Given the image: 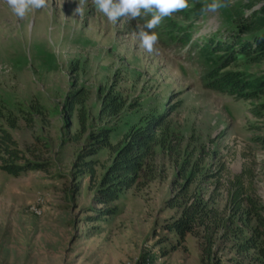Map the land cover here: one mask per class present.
<instances>
[{
	"label": "rangeland",
	"instance_id": "374dc122",
	"mask_svg": "<svg viewBox=\"0 0 264 264\" xmlns=\"http://www.w3.org/2000/svg\"><path fill=\"white\" fill-rule=\"evenodd\" d=\"M206 2L189 0L187 10L165 18L150 54L136 36L143 19L109 22L92 0L82 15L75 11L79 0H48L47 8L24 20L0 0V123L26 158L46 165L17 178L0 170V264H264L257 251L235 254L233 238L218 240L209 262L199 238L179 242L161 230L179 214L165 203L178 192V170L189 156L199 172L191 191L211 198L221 216L229 214L235 178L264 206V98L245 101L204 87L208 72L229 73L226 78L238 82L260 79L264 61L230 57L220 67L209 59L211 43L237 34L230 8L246 0L202 13ZM105 92L124 105L115 120L99 118ZM79 93L83 106L69 113V99ZM79 109L87 115L84 134ZM153 116L165 117L172 152L157 148L154 173L109 205L113 215L99 216L93 188L114 154L103 149L92 158L94 180L80 174L75 163L87 136L112 127L110 143L119 146L132 126ZM9 119L17 122L15 129Z\"/></svg>",
	"mask_w": 264,
	"mask_h": 264
},
{
	"label": "trees",
	"instance_id": "16d2710c",
	"mask_svg": "<svg viewBox=\"0 0 264 264\" xmlns=\"http://www.w3.org/2000/svg\"><path fill=\"white\" fill-rule=\"evenodd\" d=\"M257 3H261V7L252 11ZM230 10L237 34L211 43L214 54L210 55L209 59L218 60L220 67L230 57H245L250 63L264 61V0H246L245 4L231 6ZM245 10H251V14L245 16ZM194 12L196 15L199 14L198 9ZM163 24L164 22L160 25ZM191 49L196 53L202 51L195 43H192ZM222 52H225L223 56H217ZM227 76L229 73L213 75L208 72L204 78V87L245 101L264 98V76L247 83L226 78ZM222 78H226L223 85L218 82ZM77 106H83L82 93L72 95L69 99V113L75 111ZM260 108L264 111V104ZM123 109L124 105L120 98L105 92L99 118L115 120ZM251 112L255 117L259 116L256 110ZM77 120L80 132L84 134L87 124L84 110H78ZM8 121L11 129L17 127L15 120ZM164 121V116H153L144 124L132 126L123 136L122 144L119 146H112L110 143L112 127L99 128L89 133L86 146L75 163V168L80 170V174L88 175L90 180H94L97 162L92 158L103 149H108L114 154L110 165L93 188L94 204L98 207L95 211L99 216L113 215L115 209L109 205L124 191L139 186L142 178L154 173L153 162L157 148L162 152H172L173 149L168 144L169 128ZM190 161L191 156L182 162L177 177L182 184L178 192L165 203L167 209H177L179 214L164 222L161 230L174 235L179 242H183L189 235L199 238L203 259L209 262L217 256L216 243L220 239L229 241L233 238L235 242L231 247L235 254L246 256L252 251H257L264 257V206L250 190L243 188L240 178H235L230 182L228 190L229 214L221 216L211 198L205 199L201 194L191 191L199 172L197 165L191 166ZM45 167L43 162L26 158L12 134L0 123V170L3 173L17 178L29 172L44 171ZM251 223L256 224V227L250 229L249 236H244L245 229Z\"/></svg>",
	"mask_w": 264,
	"mask_h": 264
},
{
	"label": "clouds",
	"instance_id": "9594fccd",
	"mask_svg": "<svg viewBox=\"0 0 264 264\" xmlns=\"http://www.w3.org/2000/svg\"><path fill=\"white\" fill-rule=\"evenodd\" d=\"M86 2L79 0L75 11L82 15ZM6 3L18 20L26 19L30 12L48 7V0H6ZM92 3L112 23L121 18L125 22L143 19L144 23L136 24V36L140 46L150 54L159 42V33L155 29L165 18L189 8V0H92ZM234 3L235 0H210L202 6L201 12L217 13ZM250 14L251 10H245V16Z\"/></svg>",
	"mask_w": 264,
	"mask_h": 264
}]
</instances>
